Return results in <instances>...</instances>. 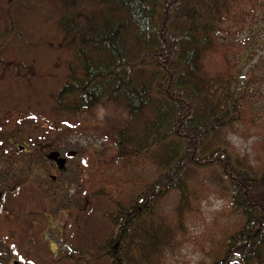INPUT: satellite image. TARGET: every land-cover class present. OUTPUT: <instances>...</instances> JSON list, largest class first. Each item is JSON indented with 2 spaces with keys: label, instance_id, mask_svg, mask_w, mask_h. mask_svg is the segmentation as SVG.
<instances>
[{
  "label": "trees",
  "instance_id": "1",
  "mask_svg": "<svg viewBox=\"0 0 264 264\" xmlns=\"http://www.w3.org/2000/svg\"><path fill=\"white\" fill-rule=\"evenodd\" d=\"M255 6L0 0V127L23 113L57 131L99 113L113 150L105 163L81 158L76 171L92 188L56 248L51 223L23 216L11 247L22 264H190L183 249L193 241V264H264V164L232 139L252 87L240 94L231 53ZM105 165L112 171L96 176ZM37 195L32 186V203ZM211 197L223 205L209 229Z\"/></svg>",
  "mask_w": 264,
  "mask_h": 264
},
{
  "label": "rangeland",
  "instance_id": "2",
  "mask_svg": "<svg viewBox=\"0 0 264 264\" xmlns=\"http://www.w3.org/2000/svg\"><path fill=\"white\" fill-rule=\"evenodd\" d=\"M255 3L253 16L241 26L235 36V42L239 45L231 53V61L237 63L242 70L238 82L240 94L244 92L246 95L247 89L252 87L245 103L246 116L237 122L232 139L236 146L242 152H246L250 160L259 166L261 163L264 164V0L259 4L255 0ZM253 76L256 78L252 79ZM245 83L247 84L244 90ZM82 120L83 123L76 127L54 131L48 129L45 123L20 113L0 127V182L6 178L25 180L30 188L33 186L39 191L47 192L44 185L45 187L48 184L54 185L49 173L57 174L55 185L59 187L55 195L45 193L42 195L43 199L37 195L39 201L32 203L30 200V210L24 214L34 217L36 225L47 226L51 223L46 231L52 239L50 245L53 248L60 243L58 229L61 226L64 238L65 217L85 203L86 194L92 188L90 177H86L88 173L83 170L80 173L76 171L81 158L90 153L98 162L105 163L113 151L109 140L103 135L101 115L98 113L92 120L88 117L85 121ZM51 149H57L62 155L70 149H75L78 153L68 157L65 168L59 171L58 167L44 156V153ZM107 167L103 166L96 176L112 171V168ZM38 204L45 206L42 214L38 213ZM222 205V200L217 197H211L204 204L209 229L214 223H211L213 214ZM218 217L220 222L224 220V217ZM216 226L213 229H217ZM17 228L16 222H5L0 227V264H6L8 260L16 257L8 243L18 239ZM186 245L187 247L183 249V253L187 255L185 259L193 264L200 258L198 257L200 242H187ZM234 260L235 256L231 262Z\"/></svg>",
  "mask_w": 264,
  "mask_h": 264
},
{
  "label": "flooded vegetation",
  "instance_id": "3",
  "mask_svg": "<svg viewBox=\"0 0 264 264\" xmlns=\"http://www.w3.org/2000/svg\"><path fill=\"white\" fill-rule=\"evenodd\" d=\"M68 158L66 159L67 162ZM54 162L51 161V164ZM66 165V164H65ZM64 169L59 168V171ZM51 174H54L55 177H52ZM49 178L51 179L52 183L54 185L48 184V186L44 188H47V192L42 191L43 194L47 193L50 196H54L55 193L58 190V185L55 183L57 182V174L56 173H49ZM7 192L10 194H13L12 196H9L14 200V203L7 205V206H0V227L3 226L5 222H16L18 226L22 225L24 223L23 216H25V213H28L29 206H30V192L31 188L28 182L25 180H11V178H6L3 182H0V200L3 198V194ZM7 198V197H6ZM15 206V207H14ZM45 214V213H44ZM14 230V229H13ZM19 239L16 241H12L8 243V247H12L16 242H18ZM232 259V258H231ZM230 260H227V263L224 264H239V259L235 258L233 262ZM17 261V257H13L10 260L7 261L6 264H14V262ZM22 264V263H20Z\"/></svg>",
  "mask_w": 264,
  "mask_h": 264
},
{
  "label": "water",
  "instance_id": "4",
  "mask_svg": "<svg viewBox=\"0 0 264 264\" xmlns=\"http://www.w3.org/2000/svg\"><path fill=\"white\" fill-rule=\"evenodd\" d=\"M77 153V150L70 149L66 152L65 156L60 155V152L56 149H51L45 152L44 156L46 159L53 160L57 167L63 168L66 162V157L73 156ZM52 177H55L54 174H51ZM14 264H20L18 261H15Z\"/></svg>",
  "mask_w": 264,
  "mask_h": 264
}]
</instances>
